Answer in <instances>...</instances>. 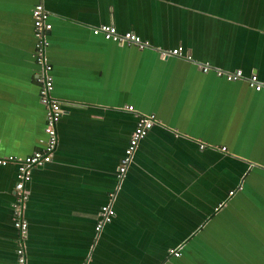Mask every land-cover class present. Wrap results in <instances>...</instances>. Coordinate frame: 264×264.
Segmentation results:
<instances>
[{
  "label": "crops",
  "instance_id": "0c3cea01",
  "mask_svg": "<svg viewBox=\"0 0 264 264\" xmlns=\"http://www.w3.org/2000/svg\"><path fill=\"white\" fill-rule=\"evenodd\" d=\"M37 1L0 0V156L44 139ZM40 1L62 112L51 160L26 183V264H264V89L245 82L264 78V0ZM99 24L146 45L92 35ZM177 46L189 60L168 53ZM204 64L243 78L227 82ZM138 113L156 121L117 181ZM14 175L0 165V264H15ZM108 204L114 214L94 232Z\"/></svg>",
  "mask_w": 264,
  "mask_h": 264
},
{
  "label": "built area",
  "instance_id": "2783aa9c",
  "mask_svg": "<svg viewBox=\"0 0 264 264\" xmlns=\"http://www.w3.org/2000/svg\"><path fill=\"white\" fill-rule=\"evenodd\" d=\"M30 18L35 62L39 67V71L36 75V82L38 85L37 95L39 102L45 107L43 127L44 140L42 141V146L40 148L33 150L27 155L0 156V165H6L9 163L15 165V175L13 182L14 201L11 205L12 225L18 236L17 242L14 246L15 264H26L24 248L22 244L27 230V223L22 217V207L28 198L26 183L29 181L30 171L32 168L42 167L51 160V154L55 148L57 139L55 125L62 112L59 101L51 96L53 85L51 65L48 63L45 53L46 46L48 45L46 33L49 31L51 25L48 21V12L44 9L40 0L32 6L30 10ZM90 31L92 35L98 36L103 40L113 43L132 44L137 48H143L146 45L138 35H135L130 31L120 33L116 31L113 25L99 24L91 27ZM168 53L170 55L176 56L182 55L186 60L190 59L189 55L182 53L180 46L171 49ZM161 54L164 55V52ZM199 70L201 72L212 70L216 77L223 78L227 82H232L243 78L240 69L224 72L219 69H212L204 64L199 66ZM245 82L246 85L255 92L264 89V78L259 79L253 73L245 77ZM126 108L131 110L132 106L128 105ZM155 121L156 119L153 114L138 113L136 115L134 126L127 139L123 154L116 166L115 176L117 181L121 180L123 177L126 168L131 161L132 154L137 147V144L141 139L144 138L147 131L152 127ZM199 147L202 148L203 145L200 144ZM221 150H224V147H221ZM228 193L231 194L232 191H229ZM113 214V208L110 204L100 206L98 212L99 217L93 227L94 232H98L104 224L108 223L111 220ZM168 253L173 256L179 255V251L173 248L168 249ZM79 264H86V262L81 261Z\"/></svg>",
  "mask_w": 264,
  "mask_h": 264
},
{
  "label": "water",
  "instance_id": "95a60500",
  "mask_svg": "<svg viewBox=\"0 0 264 264\" xmlns=\"http://www.w3.org/2000/svg\"><path fill=\"white\" fill-rule=\"evenodd\" d=\"M44 140V139H43Z\"/></svg>",
  "mask_w": 264,
  "mask_h": 264
}]
</instances>
